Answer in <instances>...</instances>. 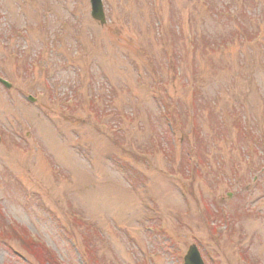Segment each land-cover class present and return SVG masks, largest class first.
Wrapping results in <instances>:
<instances>
[{"label":"rangeland","instance_id":"1","mask_svg":"<svg viewBox=\"0 0 264 264\" xmlns=\"http://www.w3.org/2000/svg\"><path fill=\"white\" fill-rule=\"evenodd\" d=\"M102 4L0 0V264H264V0Z\"/></svg>","mask_w":264,"mask_h":264},{"label":"water","instance_id":"2","mask_svg":"<svg viewBox=\"0 0 264 264\" xmlns=\"http://www.w3.org/2000/svg\"><path fill=\"white\" fill-rule=\"evenodd\" d=\"M91 3H92V12H91L92 17L100 20V22L102 23L103 18L99 10L97 0H91ZM184 262L185 264H202L200 258L198 257L193 247H190V249L188 250L187 255L184 258Z\"/></svg>","mask_w":264,"mask_h":264}]
</instances>
